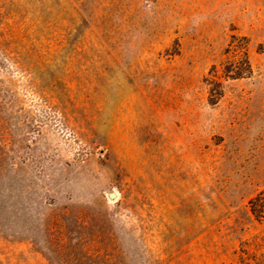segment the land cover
<instances>
[{"label": "rangeland", "instance_id": "374dc122", "mask_svg": "<svg viewBox=\"0 0 264 264\" xmlns=\"http://www.w3.org/2000/svg\"><path fill=\"white\" fill-rule=\"evenodd\" d=\"M263 189L264 0H0V264H264Z\"/></svg>", "mask_w": 264, "mask_h": 264}, {"label": "trees", "instance_id": "16d2710c", "mask_svg": "<svg viewBox=\"0 0 264 264\" xmlns=\"http://www.w3.org/2000/svg\"><path fill=\"white\" fill-rule=\"evenodd\" d=\"M246 63H247V66H249L248 61ZM247 70H250V67H248ZM240 74L238 73L237 75L240 76ZM249 205H250V211L252 215L258 221L260 222L264 221V189L250 200ZM256 264H261V262L258 261L256 262Z\"/></svg>", "mask_w": 264, "mask_h": 264}, {"label": "water", "instance_id": "95a60500", "mask_svg": "<svg viewBox=\"0 0 264 264\" xmlns=\"http://www.w3.org/2000/svg\"><path fill=\"white\" fill-rule=\"evenodd\" d=\"M109 197L114 199L116 197V194L112 192V193L109 194Z\"/></svg>", "mask_w": 264, "mask_h": 264}]
</instances>
